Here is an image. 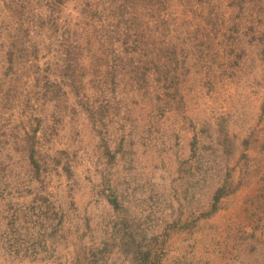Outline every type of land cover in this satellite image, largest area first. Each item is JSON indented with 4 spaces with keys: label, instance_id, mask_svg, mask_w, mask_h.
<instances>
[{
    "label": "rangeland",
    "instance_id": "1",
    "mask_svg": "<svg viewBox=\"0 0 264 264\" xmlns=\"http://www.w3.org/2000/svg\"><path fill=\"white\" fill-rule=\"evenodd\" d=\"M0 264H264V0H0Z\"/></svg>",
    "mask_w": 264,
    "mask_h": 264
}]
</instances>
